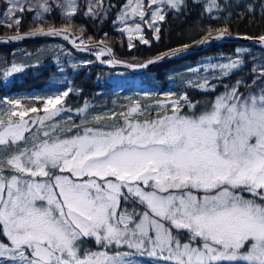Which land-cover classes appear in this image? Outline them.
I'll return each mask as SVG.
<instances>
[{"label": "rangeland", "instance_id": "rangeland-1", "mask_svg": "<svg viewBox=\"0 0 264 264\" xmlns=\"http://www.w3.org/2000/svg\"><path fill=\"white\" fill-rule=\"evenodd\" d=\"M7 1L6 17L23 7L41 16L51 1L64 14L81 1L91 14L109 9L105 0ZM195 2L207 21L227 19L238 4L264 8V0ZM185 5L127 0L117 27L130 44L148 42L165 12L180 13ZM237 50L226 60L222 54L200 59L184 82L219 87L247 65V50ZM251 67L247 72L263 75L262 83L247 84L239 75L198 116L176 83L162 92L139 84L121 92L127 71L108 78L116 96L99 111L91 101L67 106L75 89L64 76L44 92L5 97L0 224L9 242L0 241V264H264V196L261 203L252 196L264 194V56ZM28 97L36 104L29 106ZM122 198L128 204L119 211ZM73 210L82 211L77 215L86 224L71 222ZM172 228L189 230L191 238L180 240ZM85 238L95 246L83 245Z\"/></svg>", "mask_w": 264, "mask_h": 264}, {"label": "trees", "instance_id": "trees-1", "mask_svg": "<svg viewBox=\"0 0 264 264\" xmlns=\"http://www.w3.org/2000/svg\"><path fill=\"white\" fill-rule=\"evenodd\" d=\"M105 2L109 8L105 16L88 12L83 1L75 12L64 14L59 1H51V5L41 16H36L33 9L23 7L18 13L6 17L5 10L9 2L0 0V36L65 29L75 35H81V40L85 43L103 42L109 45L113 48L116 58L134 64H145L148 60L167 52L196 45L204 37L222 31L229 35L264 37V8L260 3L252 9L245 4H238L227 19L207 21L200 4L195 0H186L185 9L182 12L177 13L173 10L165 12L156 36L150 34L148 42L135 41L130 44L128 36L118 29L116 23L117 14L127 0H105ZM144 30L147 33L150 32L146 27ZM240 47L247 50L242 56L247 65L229 78H222L220 81L222 85L219 87L214 90L202 89L197 85H188L184 82V77L187 79L190 76L187 68L198 63L200 59L222 54V59L226 60L232 55L239 54L237 49ZM260 55L264 56V50L250 44L214 42L203 51L180 58H169L155 64L145 72L134 73L122 67H102L94 55L73 48L61 38L51 36L25 38L16 43L0 44V106L6 102L5 97L44 92L52 87L55 80L64 76L65 84L70 83V86L75 89L67 93L65 104L71 109H76L91 101L94 104L91 108L99 111L111 106L116 96V86L110 83L108 78L120 71H127L129 76L121 79L120 82L123 86L121 92L133 90L138 84L141 88L143 86L159 88V92H162L168 84L176 83L179 92H184L194 105L191 114L198 116L210 111L216 96L235 82L239 75H243L241 79L247 84L255 83L257 79L262 83L263 75L254 78L253 73L247 72ZM70 58L75 60L71 61ZM103 60H108V57H103ZM137 78L140 80L137 81ZM26 101L30 102L29 106L36 104L29 97L25 99ZM182 110H187V106L182 107ZM154 111L153 109L148 112L149 118L155 116L152 115ZM252 193V196L258 199L257 202L261 203V197L264 196L262 191ZM130 199L134 206H140L136 199L131 197ZM127 204L128 201L122 198L119 211ZM172 233L173 235L175 233L176 237L182 241H188L191 238V232L187 229L172 228ZM0 241L9 242L1 224ZM250 242L251 240L246 242L243 250L248 248ZM87 243L95 246L93 239H83L82 244ZM82 244L81 249L85 248Z\"/></svg>", "mask_w": 264, "mask_h": 264}, {"label": "water", "instance_id": "water-1", "mask_svg": "<svg viewBox=\"0 0 264 264\" xmlns=\"http://www.w3.org/2000/svg\"><path fill=\"white\" fill-rule=\"evenodd\" d=\"M47 36L61 38L73 48L94 55L98 59V62L102 67H122L130 69L134 73L145 72L152 68L155 64L161 61H165L169 58H180L191 53L203 51L206 48H209L214 42H241L257 46L264 50V37L229 35L228 33H225L223 31L214 35H208L204 37L196 45H189L184 48L167 52L159 57L152 58L148 60L145 64H134L129 61L116 58L114 55L113 48L103 42L81 43V35H75L71 31L65 29H49L15 35H4L0 36V44L16 43L22 41L25 38H42ZM103 57H108V60H103Z\"/></svg>", "mask_w": 264, "mask_h": 264}, {"label": "crops", "instance_id": "crops-1", "mask_svg": "<svg viewBox=\"0 0 264 264\" xmlns=\"http://www.w3.org/2000/svg\"><path fill=\"white\" fill-rule=\"evenodd\" d=\"M76 208H74V210H75ZM73 210V212H72V217L74 218V220H71V222H73V223H75V224H79V225H84V224H86V221H87V219H85L84 217H83V215H77V213H81V212H78V211H74Z\"/></svg>", "mask_w": 264, "mask_h": 264}]
</instances>
